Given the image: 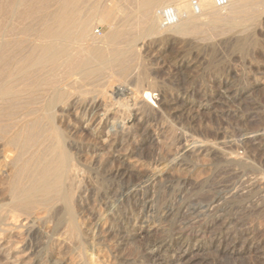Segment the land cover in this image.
Here are the masks:
<instances>
[{"label":"rangeland","instance_id":"1","mask_svg":"<svg viewBox=\"0 0 264 264\" xmlns=\"http://www.w3.org/2000/svg\"><path fill=\"white\" fill-rule=\"evenodd\" d=\"M261 7L258 19L249 20L245 26L223 23L210 29L206 24L201 28L203 34L148 36L144 38L143 48L139 41L135 46L137 52L142 49L138 66L143 65L140 70L153 80L160 79L155 91L163 89L171 100L170 105L162 108L164 113L156 114L144 107L137 126L106 150L94 147L95 141L89 135L77 132L79 137L77 133L70 136L68 140L76 151L72 157L76 163H73L81 184L74 197L80 237L70 235L67 215L59 203L49 212L45 208L34 209L28 224L24 223L25 215H20L15 222L11 220L9 233H0V264H264V162L259 158L262 154L264 161V134L256 144L237 148L244 154L243 159L247 158L241 162L244 165L232 164L218 155L205 160L200 153L206 135L209 139L218 135L220 139L238 140L244 135L264 133V7ZM226 10L221 8L222 12ZM107 30L108 25L103 22L93 23L91 29L96 40ZM229 66L235 68L233 73L227 72ZM135 76L134 69L121 79L110 77L114 84L127 86L128 94L114 96L111 98L114 102L110 99L103 104L111 106L120 102L118 105L125 104L121 107H129L130 97L140 90ZM93 91L86 95L94 101L75 93L73 102L100 104ZM82 98L86 100L81 102ZM78 111L81 116L85 114L81 109ZM124 114L122 117H126ZM138 128L143 129L140 132ZM150 136L155 137L151 143ZM180 136L189 146L193 144L195 150L191 148L182 157L170 158L166 150L179 145ZM11 152L13 156L14 150ZM2 153L0 161L10 151L2 150ZM155 174L157 181L143 183L148 175ZM209 175L210 181L205 182ZM5 179L6 175L0 176V185ZM5 188V183L0 186V203L7 200ZM135 188L139 189L134 193ZM218 199L220 203L214 205ZM19 222L20 227L13 229Z\"/></svg>","mask_w":264,"mask_h":264},{"label":"bare ground","instance_id":"2","mask_svg":"<svg viewBox=\"0 0 264 264\" xmlns=\"http://www.w3.org/2000/svg\"><path fill=\"white\" fill-rule=\"evenodd\" d=\"M195 1L199 8L198 13L192 9V0H0V152L2 153V150L10 151L8 156L3 155L0 161V176L6 175V179L3 180L6 191L3 190L5 193L7 192V200L3 199L5 202L0 203V233L5 231L9 233L10 227H12L11 220L15 222L17 216L25 215L24 223H27L30 219L29 215L34 209L45 208L48 210L59 203L62 206V212L67 215V230L70 235L79 238L80 229L74 214V197L81 184H78L74 164L76 162L72 158L75 147L68 138L81 132L94 139V147L106 150L107 146H111L119 137L126 135L134 126H137L136 123L141 119L144 107L149 108L154 114L164 113L161 111L162 108L167 109L165 107L171 103L165 91H162L163 89L159 92L155 91L154 87L160 79L155 81L154 78L153 80L147 72L140 70L141 67L143 69V65L138 66L141 59L139 52L142 51L140 48L144 43V38L155 35L164 36L165 34H167L165 37L188 34L193 36V34L202 32V25L206 27V24L210 26H208L210 29L211 26L218 28L223 23L243 26L249 20L253 21L257 16H260L258 12L262 5L264 7V0H227V4L223 7H216L212 0ZM154 7L156 8L154 9ZM165 7L172 8L175 16L174 22L164 23L162 21V15L157 10ZM221 8L227 10L222 12ZM96 22L108 25V30L101 38L98 37L100 38L98 40L91 31L93 23ZM139 41L141 47L139 45L140 51L137 52L135 46H138ZM134 69L136 70V84L140 86V90L137 93L133 92L134 95L129 91L132 95L129 103L132 100V104L130 103L129 107L125 106L124 108L121 105L125 104L118 105L120 102H117V105L111 103L110 107L108 104H103L114 96H123L128 89L127 86L124 88V86L114 84L115 80L112 82L109 78L115 75L121 79ZM234 69L229 66L227 72L233 73ZM184 71L186 70L184 69ZM152 76L155 77V75ZM119 81L123 83L122 80ZM92 91L97 93L95 97L99 99H94L99 100L100 104L98 102V104L90 102V104H75L73 102L75 93L78 96H84ZM86 98H82L81 102H84ZM88 98L87 101H89ZM182 106L185 105L182 104ZM78 109L83 110L85 114L79 115ZM93 110L94 114L90 113V115L88 112ZM99 110H101L100 113H98ZM123 114L126 117H122ZM116 116L122 117V119L117 120ZM135 128L137 129V127ZM135 128L134 131H136ZM138 130L140 129L138 128ZM164 130L166 129L164 128ZM162 134L160 133V136ZM263 134L244 135L238 140H233V138L224 140L225 138L220 139L218 135L214 139H209L206 135L202 144H199L200 153L205 160H208L211 155H218L219 158H225L232 164L242 165L241 162L247 158L245 156L246 159H243L244 154L237 151V148L240 149L253 144L256 140H261ZM154 140L155 137L150 136L149 142ZM192 145L189 146L180 136L179 145L172 149H170L171 147L167 148L168 150L163 146V149L168 151V156L171 158L186 153L192 148ZM12 149L15 153L10 156L13 152H11ZM123 149L125 151V148ZM146 150L145 152H147ZM261 155L260 162H264ZM123 157L125 159V155ZM168 160L171 159L168 158ZM224 162L226 161L224 160ZM120 166H122L121 163ZM205 169L208 171V168ZM152 172L154 173V171ZM163 173L164 171H161L160 175ZM158 179L156 174L148 175L146 180L143 179V183L147 184V181L152 183ZM208 180L210 181V175L205 177V182ZM257 182L259 181L255 183L257 184ZM142 186L140 188L144 187ZM213 186L215 187V185ZM137 189H133V192H137ZM219 199L214 205L220 203L217 202L220 201ZM208 209L209 205L206 207L209 212ZM22 218L21 220H23ZM20 222L13 229L20 227Z\"/></svg>","mask_w":264,"mask_h":264},{"label":"built area","instance_id":"3","mask_svg":"<svg viewBox=\"0 0 264 264\" xmlns=\"http://www.w3.org/2000/svg\"><path fill=\"white\" fill-rule=\"evenodd\" d=\"M212 3L216 6V7H223L227 4V0H212ZM192 9L194 12H198L199 8L197 5V2L195 0L192 1ZM157 11L160 12V14L162 15V21L164 23H170V22H174L175 20V16L173 14L172 8L171 7H165L162 9H158Z\"/></svg>","mask_w":264,"mask_h":264}]
</instances>
